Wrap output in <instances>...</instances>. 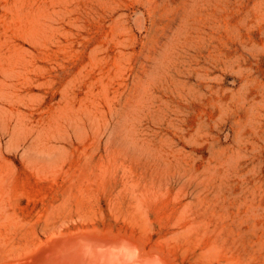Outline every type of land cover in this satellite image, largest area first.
I'll use <instances>...</instances> for the list:
<instances>
[{"label": "rangeland", "instance_id": "obj_1", "mask_svg": "<svg viewBox=\"0 0 264 264\" xmlns=\"http://www.w3.org/2000/svg\"><path fill=\"white\" fill-rule=\"evenodd\" d=\"M64 161L118 168L92 207L115 226L132 175L157 229L243 198L264 264V0H0V170L40 203L25 165Z\"/></svg>", "mask_w": 264, "mask_h": 264}, {"label": "bare ground", "instance_id": "obj_2", "mask_svg": "<svg viewBox=\"0 0 264 264\" xmlns=\"http://www.w3.org/2000/svg\"><path fill=\"white\" fill-rule=\"evenodd\" d=\"M110 167L67 161L28 163L25 165L28 179L42 185L53 184L40 203H31L30 200L24 203L25 194L17 184L15 169L1 166L0 264H254L255 259H260L259 240L253 239V234L258 231L250 223L251 215L243 209L245 203L241 197L221 204L215 196L207 197L196 209L173 207L165 221L168 228L157 229L156 223L162 221L152 219L149 208L140 205L143 188L140 190L138 179L132 175L129 184L131 188L135 186V193H132L136 210L125 214L120 210L123 216L115 214L117 221L123 220L119 226L109 224L103 218L99 220L97 209L92 207L98 206L102 197H98L94 189L100 190L98 187L101 184L102 188L108 178L115 180L119 176L118 168ZM172 179L173 176L164 181L165 184L169 185ZM113 185L116 184H112L111 191L107 192L111 197H119L117 186ZM164 186L162 183L158 191H163ZM165 192L151 195L163 197ZM114 204L119 207L118 203H112V206ZM121 229L132 235L121 231L115 233Z\"/></svg>", "mask_w": 264, "mask_h": 264}]
</instances>
